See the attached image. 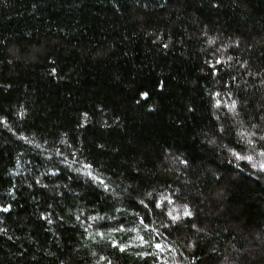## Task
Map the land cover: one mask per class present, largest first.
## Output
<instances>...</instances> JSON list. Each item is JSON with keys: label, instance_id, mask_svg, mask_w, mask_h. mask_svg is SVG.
<instances>
[{"label": "trees", "instance_id": "16d2710c", "mask_svg": "<svg viewBox=\"0 0 264 264\" xmlns=\"http://www.w3.org/2000/svg\"><path fill=\"white\" fill-rule=\"evenodd\" d=\"M261 137L264 0H0V264H264Z\"/></svg>", "mask_w": 264, "mask_h": 264}, {"label": "snow or ice", "instance_id": "6c2138e0", "mask_svg": "<svg viewBox=\"0 0 264 264\" xmlns=\"http://www.w3.org/2000/svg\"><path fill=\"white\" fill-rule=\"evenodd\" d=\"M210 42H211V41H210ZM217 63H220V61L218 60ZM53 71H54V70H53ZM143 95H147V94L144 93ZM261 139L264 140V137H261ZM261 155H264V153H261ZM238 158H239V159H246V160H251V159H252L251 156L238 157ZM254 166H255V165H254ZM85 167H90V165H86ZM260 167H261L262 169H264V164H261ZM89 175H91V174L89 173ZM168 202L171 203V201H168ZM141 203H143V202H141ZM155 206H156L157 208H160V207H161V202H155ZM9 207H10V206H8V207H4V208H2V209H0V210H2V211H4V212H7V211L9 210ZM168 215L171 216L172 214H171V213H168ZM184 215H185V216H191L192 214H191V212L185 211ZM172 219L175 220L176 217L173 216ZM141 223H143V220L141 221ZM193 227H195V225H193ZM145 228H147V225H145ZM140 240H141L142 243H147V241H144L143 237H140ZM113 247H119V248H120V251H124V247L121 246V245H117L115 241L113 242ZM155 248L160 249L161 251H163V248H162L161 244H159V243L155 244ZM109 264H110V262H109Z\"/></svg>", "mask_w": 264, "mask_h": 264}]
</instances>
